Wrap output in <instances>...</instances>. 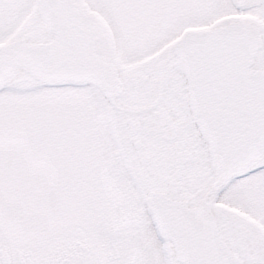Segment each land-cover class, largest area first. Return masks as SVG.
I'll return each mask as SVG.
<instances>
[{
  "label": "snow or ice",
  "instance_id": "obj_1",
  "mask_svg": "<svg viewBox=\"0 0 264 264\" xmlns=\"http://www.w3.org/2000/svg\"><path fill=\"white\" fill-rule=\"evenodd\" d=\"M0 264H264V0H0Z\"/></svg>",
  "mask_w": 264,
  "mask_h": 264
}]
</instances>
